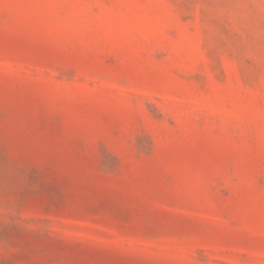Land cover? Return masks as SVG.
Returning a JSON list of instances; mask_svg holds the SVG:
<instances>
[{
    "label": "rangeland",
    "instance_id": "obj_1",
    "mask_svg": "<svg viewBox=\"0 0 264 264\" xmlns=\"http://www.w3.org/2000/svg\"><path fill=\"white\" fill-rule=\"evenodd\" d=\"M0 264H264V0H0Z\"/></svg>",
    "mask_w": 264,
    "mask_h": 264
}]
</instances>
